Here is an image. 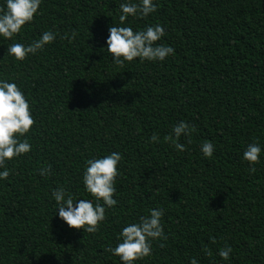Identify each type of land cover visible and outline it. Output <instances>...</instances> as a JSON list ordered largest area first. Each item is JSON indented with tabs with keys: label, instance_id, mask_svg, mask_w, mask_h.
I'll return each mask as SVG.
<instances>
[{
	"label": "trees",
	"instance_id": "trees-1",
	"mask_svg": "<svg viewBox=\"0 0 264 264\" xmlns=\"http://www.w3.org/2000/svg\"><path fill=\"white\" fill-rule=\"evenodd\" d=\"M126 2L42 0L19 34L0 37V81L18 86L35 120L20 138L31 151L7 161L10 175L0 179V264H122L106 249L150 209H163L166 239L134 264H264V0H153L156 12L121 23ZM156 24L165 29L157 43L172 55L112 62L110 26ZM73 30L74 40L63 38ZM45 31L56 38L42 51L23 61L8 54ZM180 121L195 127L177 141L183 152L164 140ZM206 141L215 146L210 158ZM251 143L261 147L255 165L243 158ZM113 152L123 157L118 203L105 206L96 233L69 228L53 190L97 203L83 173L88 160ZM46 165L51 174L41 176ZM226 246L228 260L218 255Z\"/></svg>",
	"mask_w": 264,
	"mask_h": 264
},
{
	"label": "clouds",
	"instance_id": "clouds-1",
	"mask_svg": "<svg viewBox=\"0 0 264 264\" xmlns=\"http://www.w3.org/2000/svg\"><path fill=\"white\" fill-rule=\"evenodd\" d=\"M41 3L42 0H6V6L0 8V37L11 40L19 34L23 26L33 21ZM120 10L122 15L119 20L123 23L129 16L147 17L157 11V6L153 0H139L138 3L128 0L120 5ZM108 32L107 52L113 57L112 62L119 67L136 58H140L141 62L164 61L174 53L173 47L157 43L165 35V29L160 24L136 32L131 27L110 26ZM76 35L77 32L73 30L70 37L65 33L63 38L71 42ZM55 38L54 32L45 31L40 39L34 40L28 46L21 43L9 45L8 54L17 61H23L29 54L42 51ZM34 123L30 105L23 92L15 83L0 81V168H5L0 172V179H7L10 175V170L6 169L7 161L31 151L27 139L20 138L30 131ZM194 131V126L180 121L164 140L171 142L178 151L183 152L186 150L185 146L177 141L181 135L190 136ZM157 139L158 137L153 135L150 142ZM201 151L204 157L210 158L213 156L215 146L212 142L206 141L201 146ZM260 155V145L251 143L244 151L243 158L249 165H255L260 162ZM122 158L119 152H113L103 158L87 161L83 184L86 192L97 201L95 204L92 199H79L77 202L63 186L53 190L52 196L57 204L59 218L69 228L93 234L99 230V224L106 219L105 206L113 208L118 203L113 196L116 191L115 181L119 175L117 166ZM249 170L255 172L254 167H250ZM39 174L50 175L51 166L41 167ZM99 201H103V205ZM163 215V209H150L148 216L141 217L137 223H131L123 228L119 236L121 242L115 248L109 247L106 250L119 257L122 264H134L135 261L150 256L152 241L166 239L161 223ZM212 242L215 243V240ZM231 252V247L226 246L219 250L218 255L228 260ZM190 264H198V261L193 258Z\"/></svg>",
	"mask_w": 264,
	"mask_h": 264
}]
</instances>
